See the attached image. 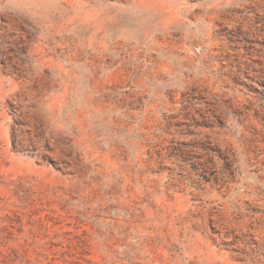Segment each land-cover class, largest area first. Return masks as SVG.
<instances>
[{
    "label": "rangeland",
    "instance_id": "obj_1",
    "mask_svg": "<svg viewBox=\"0 0 264 264\" xmlns=\"http://www.w3.org/2000/svg\"><path fill=\"white\" fill-rule=\"evenodd\" d=\"M0 264H264V0H0Z\"/></svg>",
    "mask_w": 264,
    "mask_h": 264
}]
</instances>
